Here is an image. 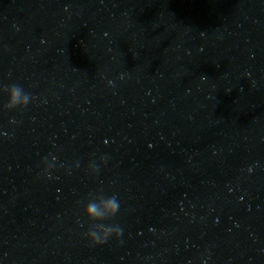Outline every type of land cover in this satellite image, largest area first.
Segmentation results:
<instances>
[{
	"label": "water",
	"instance_id": "water-1",
	"mask_svg": "<svg viewBox=\"0 0 264 264\" xmlns=\"http://www.w3.org/2000/svg\"><path fill=\"white\" fill-rule=\"evenodd\" d=\"M12 83L36 99L0 95V264H264V0H0ZM100 188L124 232L90 247Z\"/></svg>",
	"mask_w": 264,
	"mask_h": 264
},
{
	"label": "clouds",
	"instance_id": "clouds-1",
	"mask_svg": "<svg viewBox=\"0 0 264 264\" xmlns=\"http://www.w3.org/2000/svg\"><path fill=\"white\" fill-rule=\"evenodd\" d=\"M122 78V77H121ZM204 77L201 76V80ZM108 86H113V81H107ZM0 95L6 96L3 102V107L7 110L24 109L29 103L33 102L36 97L27 92L21 85L12 83L7 86L0 87ZM10 123H15L14 120ZM8 134L0 130V137H5ZM56 157H43L39 161L40 175L45 179H57L53 173L63 165H56ZM108 162L106 155H101L97 158H90L86 172L89 176L95 177L99 174L100 169ZM79 167V161L72 165V168ZM65 173L69 169L64 168ZM248 172H252V167L248 168ZM80 215L86 222L87 227L82 233L83 238L87 241L90 247H101L111 241H119L124 229L123 226L115 220V217L120 211L121 201L118 195L113 192L105 193L100 188L94 192L88 193L82 201H78ZM83 226V225H81ZM190 264V262H189ZM201 264H207V259H202Z\"/></svg>",
	"mask_w": 264,
	"mask_h": 264
}]
</instances>
